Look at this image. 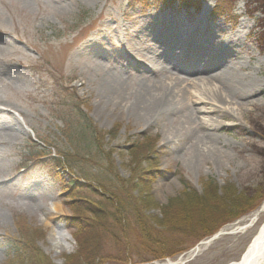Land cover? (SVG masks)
I'll return each instance as SVG.
<instances>
[{
	"label": "rangeland",
	"instance_id": "rangeland-1",
	"mask_svg": "<svg viewBox=\"0 0 264 264\" xmlns=\"http://www.w3.org/2000/svg\"><path fill=\"white\" fill-rule=\"evenodd\" d=\"M189 1L196 6L179 1L133 5L131 0H0V109L6 111L5 116L0 112V264H52L46 238L55 227H68L75 234L79 224L98 220L92 210L96 205L106 213L117 210L103 197L108 189L97 182L105 171L94 163L75 165L71 156L77 149L83 155L78 135L68 125L78 121L77 104L100 130H116L115 137L105 138V148L121 178L131 176L130 144L154 143L160 174L139 203L144 204L143 228L160 238L174 233L168 220L186 221L205 206L202 196L220 195L227 203L236 194L257 200L255 209L211 235L198 239L201 234L192 229L180 232L187 241H178L183 250L145 248L134 233L137 216L123 217L128 231L119 232L125 241L103 237L95 264H227L241 259L264 223V109L234 104L232 116L216 112L215 123L192 122L182 134L169 137L183 117L192 116L188 102L155 118L140 107L114 110L100 104L98 84L104 75L117 76L127 93L147 90L169 75L182 77L184 87L193 89L188 84L200 76L197 69L177 66L172 59H163L161 65L153 61L156 55L181 60V44L148 30L177 33L175 40L187 42L210 39L214 46L230 40L241 54L251 52L242 49L243 43H255L258 37L264 43V0ZM251 55L244 56L240 73L264 82V57L257 48ZM153 63L154 69H145L144 64ZM262 90L255 97H263ZM209 142L221 153L196 156L193 147L200 143L206 148ZM58 157L63 158L59 170L67 180L94 182L97 192L76 184L83 197L74 200L71 189L65 190L53 174ZM108 220L113 223L112 217ZM99 232L109 235L103 228ZM18 239L34 241V250L19 251L22 258L15 254L10 243ZM79 252L78 247L65 254V264H74ZM167 252L174 255L157 257Z\"/></svg>",
	"mask_w": 264,
	"mask_h": 264
},
{
	"label": "trees",
	"instance_id": "trees-1",
	"mask_svg": "<svg viewBox=\"0 0 264 264\" xmlns=\"http://www.w3.org/2000/svg\"><path fill=\"white\" fill-rule=\"evenodd\" d=\"M132 1L133 5L137 3L149 4L152 1L162 3H166L168 1H179L185 6H196V4H191L189 0H131V2ZM79 105L77 104L78 112L80 114L78 116V121H76L75 124L68 123V125L73 126L75 129L74 131H76V134L78 135L76 140L79 143V146H77L79 149H82L83 155L79 152L81 150L77 149L76 156H71L75 165L76 163L82 164L83 162L91 164L94 163L105 171V174L101 173L103 177L102 180L97 182L102 184L104 188L108 189V195L103 193V197L106 198L105 200L111 201L115 206H117V210L115 209L113 212L111 211L106 213L101 211L102 206L96 205L92 210L98 216V220L91 223L85 222L79 225L77 224L78 231L75 232L74 235L79 241L80 252L76 255V258L73 261L74 264H95V254L103 249V237L108 240H117L118 242H120L121 238H123L125 241V235L121 236L122 234L120 235V232L122 231L123 233L124 230L125 233L123 234L127 233L128 228L126 230V227L124 226V218L130 219L129 217L132 215L137 216L136 222L138 229L137 232L135 231L134 233L138 236L142 245H145V248L148 246L152 250H183V247H180L181 244H179L181 242L178 241L182 240L183 242L185 241V243L187 241L184 237L178 236L180 232L188 234V231L192 229V233H197V235L201 234L198 237V239H200L211 235L221 226L232 221L241 214L248 213L255 209L257 200L251 199L249 196H245L244 194L234 195V197L231 198L230 203L225 202L223 197L220 195L202 196L201 200H203V203L206 205L198 207V210L193 212L194 216L189 217L190 219L186 221H173L171 223L169 220H166L168 224L167 227L169 228V231L174 232L173 234L170 233L168 237L162 236V238H160L161 236L159 237L157 234L151 233L150 228H143L145 221L141 218V215H143L141 208L144 204L139 203V201L148 197L143 196L144 193L150 189L151 184L160 174L158 170L159 168H157L156 163H154L156 159L154 154V143L150 142L148 139L149 142L146 141L145 145H141L139 142H132L130 144L128 150L131 154V176L128 179L121 178L118 173L114 171L112 153L107 151L105 148V138L109 135L115 137L114 135L116 134V130H100L94 121L86 116ZM69 135L70 133L68 136ZM79 135L81 136L79 137ZM62 166L63 158H56V163L52 170L53 174L61 179L65 186V190L71 189L70 193L74 197V200H79L83 197V193L76 191V184L82 185L86 188V190L91 189L92 191L97 192L98 187L94 182L88 181L90 179H86L88 182H82L78 179L67 180V178H65L59 170V167ZM184 184L188 185L185 181ZM84 188H79V190L82 191ZM136 191L141 192L142 196L138 194L135 195ZM194 192L197 194L196 191ZM195 193H188V195L191 196L193 200H197L199 197L197 198ZM109 217H112L113 223L108 220ZM198 219L199 221H197ZM70 222L74 223L72 218L70 219ZM140 224L143 225L141 226ZM192 225L193 228L191 227ZM101 228L106 230L109 235L99 232ZM108 228H111V230L108 231ZM177 238L181 239L177 240ZM10 244V250H34L35 246L34 241L29 240L23 242L20 241V239L15 240ZM14 253L18 256L22 254L19 252ZM171 255L174 254L167 252L158 255L157 257H166Z\"/></svg>",
	"mask_w": 264,
	"mask_h": 264
},
{
	"label": "bare ground",
	"instance_id": "bare-ground-1",
	"mask_svg": "<svg viewBox=\"0 0 264 264\" xmlns=\"http://www.w3.org/2000/svg\"><path fill=\"white\" fill-rule=\"evenodd\" d=\"M255 10L261 9L256 8ZM148 32L154 36L165 33V37H163L165 40L173 39L174 42L181 44L179 48L182 49L181 54L184 55L180 58L181 60L175 56L164 58L156 55L153 57V61L156 62L155 65H161L163 59H172L175 60L177 66L197 69V74H200V76H196L188 84L193 89L184 87L186 81L182 77L169 75V80L153 84L147 90L137 89V92L127 93L124 82L117 76L104 75L98 84V89L100 93L102 92L101 105L112 107L114 110H122L126 105H130V109L140 107L147 111V114L150 113V118H155L157 115L161 116L167 112H175L179 106L188 102L192 106L190 107L192 116L183 117L174 130L169 132V137L182 134L185 126L192 122H198L200 125L215 123L216 118L213 117V113L219 112L222 115L232 116L234 104L239 105V108L244 104H250L262 110L264 109V96L255 97L257 93H262L264 82L258 77H245L240 73L243 68L242 60L245 58L244 56L251 57L253 48H257L264 57V43L261 42L260 37H256L255 43H243L242 49L246 50L248 48L251 52L246 50L242 51L244 53L241 54L240 51H236L231 47L230 40L219 42L218 45L214 46L211 45L210 39L191 38L187 42L184 38L175 40L177 33L154 32L151 30H148ZM262 32L263 28L260 24L257 34L261 35ZM235 34L241 35L240 30L235 31ZM214 39L216 38L213 37ZM259 62L262 63V60H259ZM154 63V67L144 64L145 69L151 71L155 68ZM1 109V115L5 116L4 112L6 111ZM198 113L200 115H197ZM208 141H211V139ZM193 149L197 153L196 156H201L204 153L210 155L221 153L218 146L212 142H209L206 148L197 143V146H194ZM52 209L57 210L56 207ZM254 220H256V215L253 218ZM41 221L44 225L49 224L46 219H41ZM168 263L171 264V262ZM227 264H264V223L241 259Z\"/></svg>",
	"mask_w": 264,
	"mask_h": 264
},
{
	"label": "clouds",
	"instance_id": "clouds-1",
	"mask_svg": "<svg viewBox=\"0 0 264 264\" xmlns=\"http://www.w3.org/2000/svg\"><path fill=\"white\" fill-rule=\"evenodd\" d=\"M52 264H65V254L71 255L79 245L74 233L68 227H55L47 236Z\"/></svg>",
	"mask_w": 264,
	"mask_h": 264
},
{
	"label": "flooded vegetation",
	"instance_id": "flooded-vegetation-1",
	"mask_svg": "<svg viewBox=\"0 0 264 264\" xmlns=\"http://www.w3.org/2000/svg\"><path fill=\"white\" fill-rule=\"evenodd\" d=\"M13 252H21L22 250H12ZM21 257V256H20ZM22 258V257H21ZM38 258H41L40 256H38ZM39 264V263H38Z\"/></svg>",
	"mask_w": 264,
	"mask_h": 264
}]
</instances>
